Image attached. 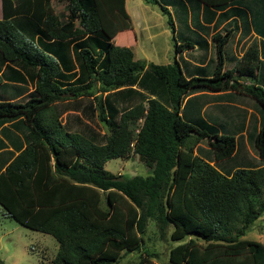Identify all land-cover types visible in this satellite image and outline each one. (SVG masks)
I'll use <instances>...</instances> for the list:
<instances>
[{
	"label": "trees",
	"instance_id": "1",
	"mask_svg": "<svg viewBox=\"0 0 264 264\" xmlns=\"http://www.w3.org/2000/svg\"><path fill=\"white\" fill-rule=\"evenodd\" d=\"M51 1L0 0V127L26 129L17 155L0 157L4 211L57 242L50 264H113L144 247L149 223L161 239L170 228L178 243L169 264H264V244L244 239L264 214V163L225 176L213 163L234 155L236 138L202 118L207 127L193 124L182 109L192 111L206 92L253 100L263 118L246 140L264 161V0H146L173 33L168 7L178 22L188 8L192 31L205 39L199 48L214 47L202 76H187L176 58L147 66L114 44L115 18L129 19L125 0H57L65 5L59 14ZM236 36L242 52L228 59ZM193 49L188 38L174 45L175 54ZM92 118L108 132L95 131ZM203 141L212 161L201 158ZM131 154L149 175L105 170ZM155 257L146 252L137 264H156Z\"/></svg>",
	"mask_w": 264,
	"mask_h": 264
},
{
	"label": "rangeland",
	"instance_id": "2",
	"mask_svg": "<svg viewBox=\"0 0 264 264\" xmlns=\"http://www.w3.org/2000/svg\"><path fill=\"white\" fill-rule=\"evenodd\" d=\"M51 2L56 14L64 12V3L58 4L57 0H52ZM159 2L161 3L160 0ZM168 9L173 19L174 33L172 27L168 25L167 15L161 12L158 5L147 3L146 0H125V12L129 19L123 20L120 16L115 18L118 31L112 36V42L116 43L117 46L129 48L133 53L134 59L145 62L147 66L149 64H171L176 58L187 76L194 73L198 76L204 75L211 69V62L215 60L213 45L207 52L199 48L197 43L205 39L203 36L197 37L192 31L188 18V8H180L181 22L175 19L173 9L171 7H168ZM220 32L224 33L223 30H220ZM186 38L194 42V49L175 54V42L179 44ZM209 38L207 39L209 40ZM250 40L253 41L254 39ZM237 41L238 36L226 46L225 54H228V59H231L235 54L239 56L242 52L239 51V48L243 42L237 44L240 43ZM246 44L244 43V48ZM200 66L208 69L202 72ZM228 67L230 68V65ZM239 82L240 84L249 83L248 80L242 78ZM206 93L209 97L197 100L192 111L189 110V106L182 109L183 114L193 124L203 127H207L206 124H208L213 126L219 134L231 135L236 138L237 148L234 155L228 160L214 162V167L225 176L232 174L235 169L241 167H261L264 161L258 158L253 143L251 145L248 144L246 135L257 132L263 118L262 108L246 97L233 99L224 94L217 96L216 94H210V92ZM66 115H62V123L68 118ZM76 116H78V113H73L68 118L71 123L70 128L74 130L80 127L76 123ZM201 118L206 124L200 122ZM89 122L95 131L100 133L108 132L107 128L96 119L92 118ZM140 123L141 121L131 127L134 133H136ZM0 128L2 129L0 132V145L5 144L6 146L9 142L12 147H16V142L25 143L26 133L24 131L26 129L24 126L21 128L19 126L15 129L9 125H3ZM200 147L202 149L201 158L206 161H212V155L205 141L200 142ZM105 170L114 175H121L124 178L147 176L150 173L149 169L133 154L127 159L109 160L105 164ZM101 206L104 207L103 201ZM170 231L171 229L169 228L166 237L161 239L155 225L149 223L144 237V247L139 252L123 254L113 264H137L139 259L145 256L146 252L156 255L155 258H152L156 264H169V250L178 244L169 240ZM244 239L264 244V214L250 226ZM57 249L58 244L51 236L21 226L0 206V260L3 264H50L56 255Z\"/></svg>",
	"mask_w": 264,
	"mask_h": 264
},
{
	"label": "crops",
	"instance_id": "3",
	"mask_svg": "<svg viewBox=\"0 0 264 264\" xmlns=\"http://www.w3.org/2000/svg\"><path fill=\"white\" fill-rule=\"evenodd\" d=\"M64 116V115H63ZM14 142H16L15 140H13ZM13 141H11L13 143ZM16 144H18V142H16ZM23 144V143H22ZM25 144H23L24 146ZM200 146V144H199ZM2 154V155H1ZM17 155V152L14 150V147L11 146V143L8 142V144H6L5 148L0 149V157H2V159H7L9 157L13 158L14 156ZM1 164V163H0ZM105 167V166H104Z\"/></svg>",
	"mask_w": 264,
	"mask_h": 264
}]
</instances>
